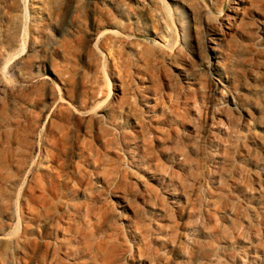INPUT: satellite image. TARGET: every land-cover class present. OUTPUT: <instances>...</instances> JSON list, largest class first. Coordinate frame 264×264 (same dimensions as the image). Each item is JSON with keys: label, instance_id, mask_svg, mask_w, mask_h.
I'll use <instances>...</instances> for the list:
<instances>
[{"label": "rangeland", "instance_id": "1", "mask_svg": "<svg viewBox=\"0 0 264 264\" xmlns=\"http://www.w3.org/2000/svg\"><path fill=\"white\" fill-rule=\"evenodd\" d=\"M0 264H264V0H0Z\"/></svg>", "mask_w": 264, "mask_h": 264}, {"label": "bare ground", "instance_id": "2", "mask_svg": "<svg viewBox=\"0 0 264 264\" xmlns=\"http://www.w3.org/2000/svg\"><path fill=\"white\" fill-rule=\"evenodd\" d=\"M213 56H214V57L216 56V52H215V50H213ZM221 86H223V85H221Z\"/></svg>", "mask_w": 264, "mask_h": 264}]
</instances>
